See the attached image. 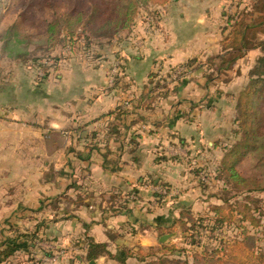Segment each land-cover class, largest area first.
Returning <instances> with one entry per match:
<instances>
[{
  "label": "crops",
  "instance_id": "0c3cea01",
  "mask_svg": "<svg viewBox=\"0 0 264 264\" xmlns=\"http://www.w3.org/2000/svg\"><path fill=\"white\" fill-rule=\"evenodd\" d=\"M164 40H153L148 54L131 55L125 73L147 76L154 60L176 64L194 57L193 40ZM76 72L68 70L66 79L57 74L48 85L24 70L15 76L22 87L0 82V264H25L31 234L52 243L78 231L104 248L78 264H147L150 260L134 251L161 248L177 238L170 226L175 229L182 209L202 214L216 203L194 204L195 187H207L183 181L179 169L185 157L167 152L189 150V137L178 126L167 130L162 142L166 124L153 122L147 110L112 112L124 91L105 88L106 72ZM166 153L168 158L158 157ZM53 249L44 250L52 255ZM37 258L44 260L41 254Z\"/></svg>",
  "mask_w": 264,
  "mask_h": 264
},
{
  "label": "rangeland",
  "instance_id": "374dc122",
  "mask_svg": "<svg viewBox=\"0 0 264 264\" xmlns=\"http://www.w3.org/2000/svg\"><path fill=\"white\" fill-rule=\"evenodd\" d=\"M254 1L166 0V5H160L154 4L152 0H138L136 17L129 29H124L117 35L87 42L82 24L67 35L60 30L57 39L47 37L46 25L51 21L54 12L49 4H52L57 12L71 9L87 10L88 0H0L3 5L0 9V82L5 81L8 83L6 88H10L12 82H19L20 79L15 76L23 70L32 75L30 79L45 82L46 85L50 81L58 80L57 74H65L66 79L68 70L76 74V71H79L78 75L83 74V71L84 73L102 71L106 72L103 80L105 88L109 90L122 88L121 91H124L118 97L119 106L138 112L140 109L133 106V103L143 94L142 87L145 85L147 86L145 95L152 97L147 110L151 114L150 119L158 124H166L164 126L166 132H161L164 140L162 142L167 140L165 139L169 135L167 130L169 132L175 130L173 126H178L176 130L179 133L183 131L189 137L186 141L189 150L183 149V152L177 150L179 148H174V151L167 150L169 154L177 153L185 157L186 164H182L181 170L179 169L182 180L192 184L207 181L209 187L213 185L219 187L222 183L213 178L212 172L222 158L219 145L231 142L228 136L231 130L236 128L233 121L236 95L246 85L252 66L263 52L258 46L245 48L232 66L227 61L216 58V55L221 53L222 43L236 23L250 22L249 14L253 10ZM179 16L180 23H176ZM182 21L184 23H181ZM8 30L11 36L6 34ZM261 35L260 33L259 36ZM163 37L164 43L193 40L197 44L196 49L191 47L195 51L194 57L176 64L154 60L150 64V71L157 72V76L149 78L142 73L135 77L125 73L131 55L150 53L157 43L153 40ZM3 43H7L13 56H8L9 53L3 50ZM21 57H25V60H21ZM219 64L221 68H217ZM24 80L29 82L28 79ZM21 83L17 85L22 87ZM130 99L135 100L129 102ZM262 102L259 103L260 106ZM8 111L10 113L8 115L13 116L12 110ZM114 111L119 113L116 109ZM170 118L177 119L174 120V125L168 123ZM198 133H203L200 140L190 139ZM217 142L218 147L215 146ZM188 151H191V154H188ZM168 153L163 156L168 158ZM253 155L257 154L249 153L236 162L235 167L245 176H257L264 181V163ZM203 167H209L208 177L204 175ZM197 168L202 170L199 175L194 172ZM262 183V191L230 193L233 195L231 199L233 203L230 204L236 208L233 212L235 215L233 225L198 235L201 244L196 246L197 251L202 252L205 248L203 245L208 243L207 245L213 246L210 248L220 250L218 256H223L227 249L226 244L239 241V227L244 224L249 234L255 238L254 248L261 249L258 255L264 257V182ZM209 187L203 189L202 186H197L193 190L198 198L194 204L198 208L208 207L207 204L212 200L221 203L210 195L216 190L213 191ZM160 192L164 193V190ZM174 192L178 194L176 190ZM206 197L207 200L204 199ZM61 204L62 208H67L64 200H61ZM249 215L251 219L248 218ZM203 223L212 225V221L206 218ZM173 231L177 232L178 236L170 239L169 244H181L182 233L179 227H175ZM82 233L78 231L71 238H65L63 235L52 240V243L45 239L46 237L33 238L31 234L25 246L23 257L25 264L86 262L84 258H78L86 247L85 236ZM50 245L54 248L51 258L49 255L44 257L39 253L42 251L41 248L46 249ZM210 248L208 249L211 250ZM192 252L194 251H190L189 256L193 254ZM1 253L0 251V255ZM40 254L43 261L37 258ZM235 254L245 258V254L238 248L235 249ZM263 260L255 256L253 263L264 264Z\"/></svg>",
  "mask_w": 264,
  "mask_h": 264
},
{
  "label": "trees",
  "instance_id": "16d2710c",
  "mask_svg": "<svg viewBox=\"0 0 264 264\" xmlns=\"http://www.w3.org/2000/svg\"><path fill=\"white\" fill-rule=\"evenodd\" d=\"M165 1L152 0L154 4L160 5H166L167 2ZM137 2L138 0H88L90 9L88 6L87 10L80 9L75 11L71 9L61 12H57V9L54 10L55 7L49 4L54 12L51 21L46 25L47 37L57 39L56 37L60 30L67 35V33L75 31L80 24L83 26L87 42L92 39L98 40L103 37L117 35L120 31L129 29L134 23ZM249 17L251 19L250 22H238L235 24L222 43L221 53L216 55V58H221L223 59L222 61H227L232 66L235 59L243 54L245 48L258 46L263 52L252 66L249 72L250 78L246 85L236 95L233 106L235 111L233 121L236 128L232 129L231 134L228 136L231 142L226 145H219L222 158L219 164L212 169V172L214 174L213 178L221 181L222 185L209 187L207 181L199 182L213 189V191L215 189L216 191L210 195L220 200L221 203L211 204L210 209L202 214H193L189 208L182 209L179 217L173 220V224L179 227L182 233V236H180L181 244H169L163 241L161 248L150 247L147 252L134 251L141 260L148 258L150 261L147 264H254L253 259L255 256L259 259H264L262 255H258L261 253V249L256 250L254 248L255 238L252 234H249V230L244 224L240 225V227L238 226L240 228L239 241L234 244H226L225 247L227 249L224 251L223 256H218L220 250L218 248H210L213 246L207 245L208 243L203 245L205 248L202 252L197 251L196 248V246L201 244L198 235L205 234L209 230L212 232L215 229L233 225L235 218L233 212L236 208L230 204L233 203L231 202L233 195L230 193H233V191H236L235 193H248L254 190L262 191V182L264 181L261 178L245 176L235 167L236 162L242 160L251 152L256 153L257 155L253 156L258 157L264 163V0L254 1L253 10ZM10 31L8 30L6 34L11 36ZM259 32L262 34L261 36H259ZM3 45V50L5 49L9 53L7 55L13 56L14 54L10 52L11 49H9L7 43H3ZM21 60H25V57H21ZM217 68H221L220 64ZM153 76H157V72L149 69L147 77ZM142 90L143 94L139 95L135 102V99H130L129 102H134L133 106L145 111L148 110L152 97L145 95L147 86L144 85ZM261 101L263 102L260 106L259 103ZM119 105L117 104L115 108L119 114L128 111L127 108H121ZM218 144L219 142L215 146L218 147ZM158 157L164 158L163 155ZM202 170L204 175L208 177V173L210 174L209 167H203ZM202 170L197 168L194 172L199 175ZM205 218L212 221V225L211 223L204 224ZM248 218L251 219V216L249 215ZM172 229L174 228L170 226V230ZM35 237H37L36 234ZM85 240L86 248L83 249L84 254L78 255V258H84L87 262L104 252L101 244L95 243L89 237H85ZM236 248L245 254V258H240L235 254ZM41 250L43 251H41V254L51 255L49 251L43 250V248ZM190 251H194L190 255L191 257L189 256ZM171 254L173 255L171 256Z\"/></svg>",
  "mask_w": 264,
  "mask_h": 264
},
{
  "label": "water",
  "instance_id": "95a60500",
  "mask_svg": "<svg viewBox=\"0 0 264 264\" xmlns=\"http://www.w3.org/2000/svg\"><path fill=\"white\" fill-rule=\"evenodd\" d=\"M162 238H163V239H167V235H164Z\"/></svg>",
  "mask_w": 264,
  "mask_h": 264
}]
</instances>
